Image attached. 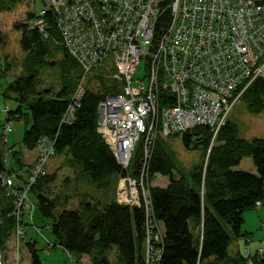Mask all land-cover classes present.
<instances>
[{
  "label": "built area",
  "instance_id": "built-area-1",
  "mask_svg": "<svg viewBox=\"0 0 264 264\" xmlns=\"http://www.w3.org/2000/svg\"><path fill=\"white\" fill-rule=\"evenodd\" d=\"M48 11L51 23L45 19ZM41 16L34 27L62 46L82 70L64 122L76 120L90 75L113 59L112 78L119 90L100 101L98 131L125 169L137 144L144 145L138 172L119 179L117 198L144 209L145 261L162 264L164 231H158L151 191L143 179L157 137H182L196 126H209L217 134L225 114L264 79V0H46ZM53 28L58 36L52 35ZM142 63L145 74L139 77ZM161 86L172 95L166 106L160 105ZM1 112L7 115V110ZM8 122L4 137L11 131ZM37 150L28 172L0 173V187L15 207L18 249L25 235L22 216L33 208L29 194L48 174L56 151L46 136ZM0 264H5L1 249Z\"/></svg>",
  "mask_w": 264,
  "mask_h": 264
},
{
  "label": "trees",
  "instance_id": "trees-1",
  "mask_svg": "<svg viewBox=\"0 0 264 264\" xmlns=\"http://www.w3.org/2000/svg\"><path fill=\"white\" fill-rule=\"evenodd\" d=\"M23 1L0 0V12L13 10ZM45 19L53 21L52 11H48ZM16 28L22 32L21 44L27 54L25 62L30 73L9 85L7 91L18 95L15 99L19 105L14 111L8 110V115L9 118L31 119L24 132L23 146L36 149L40 139L48 137L54 143L56 154H65L70 166L81 170L98 186H105L109 193H115L120 176L138 172L141 145L129 170H123L97 131L98 107L105 94L91 89L86 92L76 120L64 122L62 116L80 73L74 80L64 78V85L57 93L51 89L40 90V69L48 63L46 57L51 51L60 46L54 45L52 39L45 38L38 29H30L29 25L18 24ZM52 35L58 36L54 28ZM242 100L250 111L262 112L264 79L257 80ZM169 103L172 100L169 99ZM160 105H168V100L162 99ZM2 128L0 115V130ZM239 133L236 124L227 122L217 135V144L210 150L206 171L200 164L191 170L189 177L178 178L174 175L176 163L172 153L160 138L157 140L144 175L150 184L155 217L164 228L162 264H197L198 261L202 264H249L250 259L242 254L234 262L230 261L232 235L228 228L233 235L243 236L244 212L255 209L258 201L264 202V138L249 140L241 138ZM212 136L209 126H196L181 139L188 149L208 152ZM13 148L10 147L12 158L18 164L21 152ZM3 154L0 149V173L8 170ZM245 157H252L255 169L235 170ZM156 178L161 182H156ZM55 179L56 174L52 173L39 179L32 192L37 197L39 210L52 219L50 230L58 244L78 264L77 260L83 255H88L92 264H142L143 208L121 204L113 194L108 202L84 200L75 210L64 209L55 215L59 199L48 194L49 184ZM6 199L1 192L0 248L7 264H45L38 243L33 239L25 241L21 253L15 250L18 246L14 236L17 220L9 215L14 206ZM114 246L119 251L116 262L108 257ZM252 258L254 264H264L263 258Z\"/></svg>",
  "mask_w": 264,
  "mask_h": 264
},
{
  "label": "rangeland",
  "instance_id": "rangeland-1",
  "mask_svg": "<svg viewBox=\"0 0 264 264\" xmlns=\"http://www.w3.org/2000/svg\"><path fill=\"white\" fill-rule=\"evenodd\" d=\"M44 5L45 2L43 0H24L23 3L13 10L0 12V106H2L3 109L5 108L9 111L17 109L19 102L16 101L15 98L18 95L10 90L7 91V89L16 78L27 76L30 73L27 70V64L25 62L27 54L23 51L21 44L22 32L16 28V25H29L30 29L33 28L36 22V15L41 12ZM53 43L56 46L59 45L55 42ZM46 60L48 63L40 69L39 73L40 82L38 86L40 90L51 89L53 92L57 93L64 85V78L74 80L81 71L80 66L73 64L67 58L64 49L61 47L53 49L46 57ZM113 67V59L109 57L104 66L99 67L90 75L88 89L105 95L117 92L119 90L118 86L112 78V73L114 72L112 69ZM144 74V63H142L138 76L143 77ZM1 120L3 123L5 122L2 116ZM30 120V118L25 121L24 119H9L8 123L11 126V131L7 134L10 137L8 136L7 140L3 138L2 143H0V149L3 150V152L9 140V145H13L18 149L21 148V139L24 136L26 126H28V121ZM223 121L225 124L229 121L236 124L239 127V136L241 138L249 140L264 138V110L260 113H254L248 109L247 103L242 99L234 104L231 110L225 114V120ZM18 129L21 130L20 137H18ZM12 130H14L13 133ZM215 136H217V134ZM159 138L174 157L176 163L174 174L176 177H189L191 170L200 164L204 166L203 171L205 172L210 150L217 144V137L214 138V136H212L209 151L207 152L202 149H188L179 136L172 135L164 137L160 134ZM8 160L13 162L10 157H8ZM253 163L252 157H245L241 161V164L235 166L234 169L250 171L253 169ZM47 169L54 170L53 174H56V179L49 184L50 191L48 192L49 195H55V197L59 199L55 215L59 214L64 209L75 210L80 206L81 202L84 200H91L92 198H95L96 201L102 198V200L108 202L114 194V191L109 193V189L105 186H98L97 183L91 181L88 176L82 173L78 168L70 166L65 154L53 155L48 162ZM156 182H161V179L156 178ZM116 189L117 184L115 185V190ZM146 189L149 190L148 185H146ZM29 200L33 203V208L29 212L33 214V218L24 216L23 225L25 227V240L30 241L33 239L38 242L39 254L45 264H77V262L73 261L70 253L59 245L56 238L53 236L49 228L53 221L51 218L45 217L39 210L37 197L34 193L29 194ZM148 201L150 200L148 199ZM259 210L261 209H258V211ZM252 211L254 213L258 212L256 209ZM157 225L159 233H163V224L159 221ZM37 228L42 229V233L38 234L36 232ZM228 231L232 234L230 228H228ZM48 239L56 245L55 248H53L50 243L47 245ZM261 240V237H258L257 241L259 243ZM24 243V239H21L20 249H18L16 245L15 250L21 253V250L25 247ZM261 246H263V244ZM234 248H236V245L233 239L230 251ZM118 252L117 247L114 246L108 252L109 259L113 262L118 261ZM144 252L145 249L143 245L142 253ZM248 258L250 259L249 261L253 262V258ZM77 261H79V264H83L82 261ZM85 263L89 264L88 257Z\"/></svg>",
  "mask_w": 264,
  "mask_h": 264
},
{
  "label": "crops",
  "instance_id": "crops-1",
  "mask_svg": "<svg viewBox=\"0 0 264 264\" xmlns=\"http://www.w3.org/2000/svg\"><path fill=\"white\" fill-rule=\"evenodd\" d=\"M1 108H3V107L0 106V109ZM13 119L14 120L24 119V121H25L26 119L29 120V117H26V118H24V117L18 118L17 117V118H13ZM28 122H29V124L26 127L30 126L31 121H28ZM20 131L21 130L18 129V137H20ZM13 132H14V130L12 131V133ZM22 140H23V137H22L21 143H20L21 148H19V149L17 147L15 148V146H13V145H9V147H14L13 150H19L21 152V156L19 157L20 163H18V164L16 163V166L19 167L18 165H21L20 166L21 168L28 169L36 161V159L38 157V151H37V149L30 150V149H27L26 147H24ZM9 142H10V140H9ZM14 164H15V160H14ZM254 169H255V165L253 163V169L250 171H253ZM49 172H50V174L51 173L53 174L54 170H49ZM114 194H115L114 198H116V190H115ZM92 199L90 201L97 202L95 200V198H92ZM99 199H101V200H98V201L105 202L104 200H102V198H99ZM255 209L257 211H258V209H261V210H259L257 213H254L252 211L254 209H251V210L245 211L243 214L244 224L242 226V229H243L244 235L237 237V236L231 234L232 240L234 239V243L236 245V248H234L232 251H229L230 261H232V262H234V260H236L240 254L244 255L247 258L248 257H251V258L252 257H258L260 259H262V258L264 259V225H263V222H264V202H261L260 207L255 208ZM9 215H12V214H9ZM25 216H27L29 218H33L32 213H29V214L25 213ZM23 220H24V217H23ZM49 228H50V226H49ZM36 232L38 234H40V233H42V229L37 228ZM258 237H261V239H262L260 241V243L257 241ZM24 241H26V240H24ZM48 243L54 245L53 248L56 247V245L50 239L47 240V245H48ZM261 243L263 244V246H261L262 245ZM140 249H141V247H140ZM87 257H88L89 264H92L90 257L88 255H83L82 258L80 259V261H82L83 264H86L85 261H86ZM73 261H75L74 258H73ZM6 264H7V261H6Z\"/></svg>",
  "mask_w": 264,
  "mask_h": 264
},
{
  "label": "bare ground",
  "instance_id": "bare-ground-1",
  "mask_svg": "<svg viewBox=\"0 0 264 264\" xmlns=\"http://www.w3.org/2000/svg\"><path fill=\"white\" fill-rule=\"evenodd\" d=\"M53 20V19H52ZM55 31L58 33V31L56 30V28H55ZM42 35H43V33L42 32H40ZM58 46H60V45H58ZM263 79V78H262ZM252 87V86H251ZM73 94V93H72ZM172 95L170 94V91L167 89V88H165V87H163V86H161V88H160V91L158 92V97H159V100L161 101L162 99L164 100H168L169 101V99H171L172 97H171ZM243 99V98H242ZM98 109H99V107H98ZM98 116H99V112H98ZM162 119V114H161V111H159V113H158V120L160 121ZM97 131H98V123H97ZM98 133L100 134V132L98 131ZM219 133V132H218ZM218 133H217V135H218ZM215 133L213 132V136H214V138H216L217 136H215L214 135ZM101 135V134H100ZM102 137V136H101ZM103 139V138H102ZM104 140V139H103ZM105 142V141H104ZM106 143V142H105ZM154 144H155V142H154ZM139 145H141V155L143 154V149H144V145H143V143L142 142H139L138 144H137V146H136V149H135V152H134V154L136 153V151H137V148L139 147ZM156 145V144H155ZM110 148V147H109ZM112 151V150H111ZM113 153V152H112ZM142 158V157H141ZM141 158H140V161H141ZM140 161H139V166H140ZM118 163V162H117ZM119 164V163H118ZM119 166L123 169V170H125V171H128L129 170V168L131 167H129L128 169H125L124 167H122L120 164H119ZM20 170H23V171H26V172H28L27 171V169H24V168H20ZM144 186L146 187V185H148L149 186V191H150V184H149V182H148V180H147V177L146 176H144ZM138 187L139 186H141V184H140V182L139 183H137L136 184ZM258 202H261V201H258ZM121 204H124V205H128V206H130V207H134V205L131 203V202H128V201H124V202H122ZM257 204V203H256ZM143 227H144V235H145V230H146V219H144V225H143ZM145 244V242H144V236H143V243L141 244V246L142 245H144ZM145 258H146V251L144 252V253H142V264H146V261H145Z\"/></svg>",
  "mask_w": 264,
  "mask_h": 264
}]
</instances>
